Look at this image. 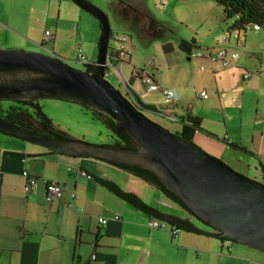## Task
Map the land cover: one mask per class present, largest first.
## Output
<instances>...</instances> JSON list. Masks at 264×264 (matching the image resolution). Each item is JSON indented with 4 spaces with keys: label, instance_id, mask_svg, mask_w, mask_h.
I'll use <instances>...</instances> for the list:
<instances>
[{
    "label": "crops",
    "instance_id": "obj_1",
    "mask_svg": "<svg viewBox=\"0 0 264 264\" xmlns=\"http://www.w3.org/2000/svg\"><path fill=\"white\" fill-rule=\"evenodd\" d=\"M62 1L0 0V43L20 44L22 49L29 51L50 45L55 53H61L56 45L58 24L52 31L48 29L47 22L51 20L52 7L56 3L58 6L65 3ZM57 15L59 20L60 12ZM34 21L37 25L31 27L30 23ZM225 25L223 33L232 29L231 22ZM45 31L53 37L47 40ZM214 37V42L207 46L208 51L223 46L222 36ZM263 42L264 35L249 31L243 41L231 40L226 46L228 54H238V61L231 69H223L220 63H215V68L211 67L214 74L220 72L216 87L222 99L216 103L207 96L209 101L206 103V106L220 109L223 130L216 128L215 124L213 135L202 129L195 130L193 139L203 140L207 151L214 157L264 184V123L260 124V130L247 126L245 117L250 112L245 109V96L242 92L231 96L235 85H230L227 80L242 69L264 77V67L254 61L262 59L264 62ZM95 61L91 60V65ZM254 83L251 84L254 86ZM139 98L143 103L147 97L139 95ZM179 99L182 100L177 97L176 101ZM176 103L173 113L177 112ZM256 106L255 116L264 120V112L260 115ZM191 113L195 115L192 109ZM183 114L185 112H181L179 117ZM9 138L0 135V264H264L263 253L242 245H232L227 251L216 237L188 231H179L172 236L169 230L149 229L147 222L153 218L119 200L97 181L98 178L109 179L121 189V176L145 182L125 170L94 159L48 154L43 148L30 149ZM23 171L38 180L32 193L24 190L26 179L21 175ZM81 172L89 178L80 176ZM44 179L58 181L66 198L75 192V203H49ZM125 190L137 194L131 189ZM163 196H157L158 206L139 197L147 206L161 213L193 223L189 214ZM115 215L120 217V221L113 220ZM101 217L107 219L105 225L98 222ZM197 228L209 231L208 228ZM94 255L95 260H92Z\"/></svg>",
    "mask_w": 264,
    "mask_h": 264
},
{
    "label": "water",
    "instance_id": "obj_2",
    "mask_svg": "<svg viewBox=\"0 0 264 264\" xmlns=\"http://www.w3.org/2000/svg\"><path fill=\"white\" fill-rule=\"evenodd\" d=\"M71 1L100 25L94 71L74 68L55 55L0 49V100L48 99L87 107L108 116L115 124L114 133L127 136L137 148L39 137L1 117L0 130L55 155L146 170L181 201L198 223L209 227V231L199 233L222 237L264 254V184L235 172L152 122L107 81L104 72L111 35L108 18L86 0ZM150 213L181 230L197 231L181 217L156 210Z\"/></svg>",
    "mask_w": 264,
    "mask_h": 264
},
{
    "label": "rangeland",
    "instance_id": "obj_3",
    "mask_svg": "<svg viewBox=\"0 0 264 264\" xmlns=\"http://www.w3.org/2000/svg\"><path fill=\"white\" fill-rule=\"evenodd\" d=\"M63 1L65 3H61L60 6L56 3L52 7L51 20L47 22L48 29H52V31L55 30V26L58 24L56 45L61 53H55L50 45L48 48H37L35 51H29L22 49L20 44L6 45L0 43V49L51 54L61 58L74 68L85 70L81 63L76 62L77 51L80 49L88 61L96 60L100 25L96 18L81 10L71 0ZM86 1L107 16L112 35H120L127 38L125 47L128 56L124 58L121 64H117V69L120 71L123 81H118L115 77L110 80V83L123 96H127L128 89H131L138 96L147 97L144 99L143 104L158 107L159 112H143L144 115L172 134L176 135L182 132V123L170 120L159 108V106L165 104L166 98L159 91H146V86L137 77V73L140 74L142 71L145 74L153 75L160 88L174 93V102H177V112L173 113L174 115L179 117L181 112H186L187 108H190L195 115L202 119L201 129L203 131L213 135L212 132L216 128L223 130L220 109L206 106L209 100L217 103L218 100L222 99L219 97L216 87L220 72L214 74L215 71H213L214 69L212 70L216 64L211 65L207 61L190 57L188 60V57L177 49L181 40L191 41L194 39L197 49H193L192 54L206 53L207 46L211 45L216 39L214 36H222L226 27L223 9L220 6L209 0H165L162 4L160 0H124L134 8L146 10L156 21L172 27V34H167L162 39H155L147 34L145 21L140 15L132 14L127 20L119 21L115 13V0ZM57 12H60L59 20ZM43 22L42 19L40 24L42 25ZM30 25L33 27L37 25V22H31ZM258 32L260 35H264L263 31ZM111 44L113 46L112 42ZM168 44L173 47L170 53H166L163 50V46ZM209 50L216 51L214 49ZM254 61L264 67L262 59H255ZM202 66H204L203 71L201 70ZM238 71L234 72V76L227 77L230 85H235L232 88L233 92L231 94L233 95H230L235 97L239 95V92L244 94L245 109L250 112L245 117V123L247 126L260 130L259 126L264 123V120L259 116H255V109L256 105H258L259 114L262 115V112H264V77H258L256 73L249 69ZM245 73H250L252 82H255L254 86L251 84V80H242L241 75ZM201 92H205L209 100H203L200 97ZM177 97L182 98V100L176 101ZM38 102L42 111L52 123L60 130L66 132L72 139L93 145L106 146L114 143L115 137L111 135L109 130L103 124L94 121L91 113L83 110L78 105L48 99L39 100ZM174 102H172V106ZM213 108H215V111ZM255 123H259V125L256 126ZM215 124L216 128L214 127ZM9 140L30 149H42L37 145L11 138ZM192 144L209 156L216 158L207 151L203 140L193 139ZM24 160H29V158ZM223 163L226 164L225 162ZM234 171L239 173L236 170ZM246 177L254 180L252 176ZM119 182L124 191H126L125 189H131L137 192V194L135 193L136 195L142 196L148 204L153 203V206H158L157 196L162 194L156 188L137 178L129 179L121 176ZM193 224L196 227L207 229V227L195 220ZM232 245L239 246V244L231 241Z\"/></svg>",
    "mask_w": 264,
    "mask_h": 264
},
{
    "label": "trees",
    "instance_id": "obj_4",
    "mask_svg": "<svg viewBox=\"0 0 264 264\" xmlns=\"http://www.w3.org/2000/svg\"><path fill=\"white\" fill-rule=\"evenodd\" d=\"M214 2L216 5L223 9L225 23H232V31H241L245 35L252 31L254 27L258 28V31L264 32V0H209ZM115 13L119 21L127 20L132 14H138L145 21V27L147 34L151 38L162 39L167 34H172L173 29L166 24L160 23L153 19L146 10H140L134 8L129 3L124 0H115ZM230 30V31H231ZM112 35V32H111ZM110 35V37H111ZM177 49L186 55L189 59L192 55V50L197 49V44L194 39L191 41L181 40L178 44ZM163 50L166 53H170L173 50L171 45H164ZM95 68V63L92 65L84 66L85 72H93ZM141 73H143L141 71ZM141 73H137L139 79L142 78ZM129 90V94L132 97L133 103L139 107L142 112L158 113V107L145 105L141 102L139 96ZM125 96L127 99L131 100L130 95ZM39 100H0V117L7 121L8 123L20 128L21 130L44 138L55 139L59 141H66L72 139L69 135L56 127L52 121L44 114L41 106L39 105ZM83 110L90 112L92 119L96 122L103 124L107 130L115 137L113 144L107 146H115L121 148L136 149V144L125 135H117L114 133L113 128L115 126L114 122L105 114L99 113L97 111L91 110L87 107L78 105ZM161 107V106H159ZM183 125L182 132L176 134L180 136L186 142L192 144L194 131L201 130V118L193 115L191 112L185 113L184 117L180 119ZM0 135L8 137L0 130ZM48 154L55 155L52 151L46 150ZM19 157L17 154H12ZM61 156V155H60ZM112 165V164H111ZM117 168L125 170L132 175L141 178L145 182L155 186L172 204L177 205L183 211L187 212L193 220L198 222L193 214L181 203V201L172 193L168 192L164 187L161 186L157 178L146 170L137 167H125L113 165ZM264 173V170H263ZM98 183L113 194L119 200L125 202L134 209L141 211L151 218L156 219L150 210H155L147 206L141 198L132 192H126L122 190L115 182L105 179L98 178ZM157 211V210H156ZM187 223L193 226L198 232L201 231L197 228L191 221ZM209 229V227H207ZM181 230V229H180ZM186 231V230H183ZM192 232V231H188ZM221 242H225L228 239L218 237Z\"/></svg>",
    "mask_w": 264,
    "mask_h": 264
},
{
    "label": "built area",
    "instance_id": "obj_5",
    "mask_svg": "<svg viewBox=\"0 0 264 264\" xmlns=\"http://www.w3.org/2000/svg\"><path fill=\"white\" fill-rule=\"evenodd\" d=\"M165 0H160L161 4ZM252 31H258L257 27H254ZM45 38L47 40L51 39L53 36L49 31L44 32ZM245 38V34L241 31H228L224 32L222 35V42L223 46L220 47L216 51H206V53H196L192 54L191 58L203 60L209 62L211 65L215 63H220V65L223 67V69H231L234 68L237 61H238V54L237 53H230L228 54L226 50V46L229 44V42L232 40L234 42L243 41ZM113 43V46L111 44ZM127 38L125 36L120 35H111L108 51L106 55V63H105V72H104V78L110 82L114 77L120 81H123V77L120 73V71L117 69V64L121 63L125 57H127V51H126V45ZM115 45V46H114ZM77 59L76 62L81 63L83 66L91 65V62L86 59L82 51L79 49L77 51ZM201 70H204V66L201 67ZM251 79L250 73H245L242 75V80L247 81ZM142 83L146 86L147 92H156L159 91L165 98V104L162 105L161 111L164 113V115L169 118L172 121H180L182 117H184L185 114H183L182 117H178L173 114V106L172 101L174 98V93L167 90L160 88L153 80L152 75L142 73L141 78ZM129 94V91H128ZM130 95V94H129ZM200 97L205 100L207 99V94L205 92L200 93ZM131 100H129L133 105L132 97L130 95ZM136 106V105H135ZM191 109L187 108V112H190ZM170 112V113H169ZM172 113V114H171ZM22 177L26 179V185H25V192L26 193H32L35 189L38 180L32 176H30L26 171L22 172ZM80 176L89 178V176L86 175V173L81 172ZM44 182L46 184V198L49 203H52L53 201H59L63 203H67L68 205H73L77 199L76 193L71 192L69 196L66 198L63 190V186L54 179H44ZM80 213L82 210H78ZM113 220L120 221V217L115 215L113 217ZM98 222L101 225H105L107 223L106 218H98ZM147 227L151 230H169L172 236H176L178 232L180 231L179 228L175 226L169 225L167 222L152 219L147 222ZM223 245L225 246L227 251H230L231 241L226 240L223 242ZM92 260H95V255L92 256Z\"/></svg>",
    "mask_w": 264,
    "mask_h": 264
},
{
    "label": "bare ground",
    "instance_id": "obj_6",
    "mask_svg": "<svg viewBox=\"0 0 264 264\" xmlns=\"http://www.w3.org/2000/svg\"><path fill=\"white\" fill-rule=\"evenodd\" d=\"M158 220V219H157Z\"/></svg>",
    "mask_w": 264,
    "mask_h": 264
}]
</instances>
